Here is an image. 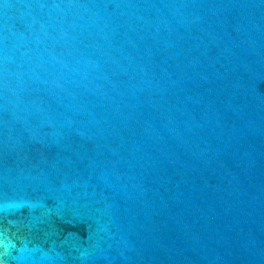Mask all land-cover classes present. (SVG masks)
<instances>
[{
  "label": "water",
  "instance_id": "water-1",
  "mask_svg": "<svg viewBox=\"0 0 264 264\" xmlns=\"http://www.w3.org/2000/svg\"><path fill=\"white\" fill-rule=\"evenodd\" d=\"M0 264H264V0H0Z\"/></svg>",
  "mask_w": 264,
  "mask_h": 264
}]
</instances>
